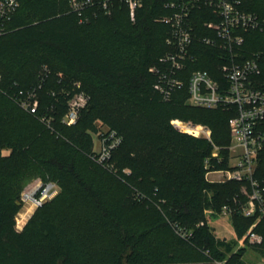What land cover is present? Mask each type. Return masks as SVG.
<instances>
[{
  "label": "trees",
  "instance_id": "1",
  "mask_svg": "<svg viewBox=\"0 0 264 264\" xmlns=\"http://www.w3.org/2000/svg\"><path fill=\"white\" fill-rule=\"evenodd\" d=\"M18 1L0 37V264H246L241 254L227 257L207 221V210L219 212L243 186L206 177L227 167V152L218 161L208 140L172 124L210 127L223 146L234 113L189 105L184 87L165 99L150 72L168 51L170 28L160 20L170 13L167 0H144L135 23L124 3L111 15L85 11L86 22L71 0ZM238 1L264 19V0ZM196 19L205 35L209 16L197 12ZM203 52L192 70L220 80L217 52ZM245 54L258 57L264 87V31L246 35ZM77 83L90 102L69 127L62 119ZM29 89L37 90V115L16 100ZM95 122L122 137L114 170L94 159ZM35 177L56 183L59 193L18 231L21 196ZM257 177L264 186V150ZM231 220L241 236L254 222L237 214ZM257 233L264 235V219ZM247 248L264 259V243Z\"/></svg>",
  "mask_w": 264,
  "mask_h": 264
},
{
  "label": "built area",
  "instance_id": "2",
  "mask_svg": "<svg viewBox=\"0 0 264 264\" xmlns=\"http://www.w3.org/2000/svg\"><path fill=\"white\" fill-rule=\"evenodd\" d=\"M143 2L144 0H71L70 5L82 21L87 22L89 19L83 18L85 11L97 7L106 15H111L116 3H124L129 9L131 21L135 23ZM19 7L18 0L0 2V37L7 32L8 22ZM165 7L170 13L160 20L170 28L166 38L168 51L150 69L151 74L157 78L155 88L165 99H169L174 89L184 87L189 95V105L234 113L229 120V163L223 170L209 171L206 177L210 181L209 176L216 174L221 178L222 184L235 182L243 186L240 194L233 196L219 212L207 210L206 214L229 218L237 214L254 219L241 238L240 247H259L264 243V235L257 233V228L264 219V186L257 177L260 155L264 150V87L259 81V59L249 58L245 54V46L247 34L264 31V19L244 9L238 0H167ZM197 12L209 16L202 27L205 35L197 31ZM204 49L217 52L220 80L213 78L207 71L192 70V66L201 60ZM80 89L81 85L77 83L73 93L67 94V112L62 119L66 126L76 125L89 105L90 97ZM16 100L22 110L32 115L38 114L40 100L36 89L20 90ZM42 121L48 126L51 124L46 117ZM177 122L181 121L176 120L172 124L180 130ZM185 124L192 132L180 131L208 140L214 147L212 157L222 161L220 149L213 143L211 130L202 125ZM99 138L101 148L94 159L105 169L114 170L111 159L114 151L121 145L122 137L107 128ZM209 167L207 162L206 168ZM58 193L56 183L44 182L39 178L25 188L21 200L37 210ZM25 225L26 223L18 230H23ZM204 225V222L200 223V226ZM226 263L227 261L214 262Z\"/></svg>",
  "mask_w": 264,
  "mask_h": 264
},
{
  "label": "rangeland",
  "instance_id": "3",
  "mask_svg": "<svg viewBox=\"0 0 264 264\" xmlns=\"http://www.w3.org/2000/svg\"><path fill=\"white\" fill-rule=\"evenodd\" d=\"M254 54L258 55L257 52H255ZM95 125L97 127V130L92 131L91 135L93 139V153L97 154L101 148V144L99 140L100 134L104 130H107V127L103 126L100 122H95ZM208 128L211 130V132H213L210 127ZM213 143L216 147L220 149V151H226L228 158L231 157V152L227 149V147L231 146V141L229 144L223 146H219V144H217V142L214 141ZM39 178L40 177L33 178L29 182L27 187ZM209 180L214 181L217 185L222 184L220 182L221 178L219 177V175L216 174L210 175ZM23 204L24 206L19 214L24 213L28 209H30L29 204H26L25 202ZM35 211L36 209L32 208L31 214L27 220H22L19 215L17 216L16 219L17 230L21 229L24 223L28 222V220L32 217ZM207 221H208L209 229L211 230L212 234L215 236L217 243H219L220 247L225 251V253H227L228 258L233 257L236 254H241V259H243L246 264H264V259L254 249L251 248L246 249L240 247V240L246 233L242 236L240 234H236L231 218L214 214V215H208ZM198 264H210V263H198Z\"/></svg>",
  "mask_w": 264,
  "mask_h": 264
},
{
  "label": "bare ground",
  "instance_id": "4",
  "mask_svg": "<svg viewBox=\"0 0 264 264\" xmlns=\"http://www.w3.org/2000/svg\"><path fill=\"white\" fill-rule=\"evenodd\" d=\"M180 130L185 131L187 133H191L192 130L189 126H187L185 123L177 122L176 123ZM32 208L28 209L26 212L18 214L22 220H27L31 214Z\"/></svg>",
  "mask_w": 264,
  "mask_h": 264
}]
</instances>
